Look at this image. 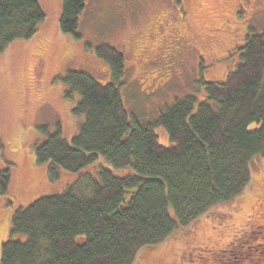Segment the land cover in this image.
Wrapping results in <instances>:
<instances>
[{
  "label": "trees",
  "instance_id": "16d2710c",
  "mask_svg": "<svg viewBox=\"0 0 264 264\" xmlns=\"http://www.w3.org/2000/svg\"><path fill=\"white\" fill-rule=\"evenodd\" d=\"M61 1L59 30L79 38L87 0ZM44 20L38 0H0V56L11 43L31 39ZM245 29L221 57L239 53L225 79L201 74L203 100H177L153 122L141 124L125 109V56L112 46L94 51L108 64L111 82L79 70L55 78L67 98L78 97L71 111L82 120L71 141L59 123L53 133L38 124L43 139L34 144L35 161L52 180L61 172L79 177L60 195L13 210L0 264H134L143 248L250 191L251 161H264V27ZM3 175L2 193L9 184ZM17 234L25 238L13 239Z\"/></svg>",
  "mask_w": 264,
  "mask_h": 264
},
{
  "label": "rangeland",
  "instance_id": "374dc122",
  "mask_svg": "<svg viewBox=\"0 0 264 264\" xmlns=\"http://www.w3.org/2000/svg\"><path fill=\"white\" fill-rule=\"evenodd\" d=\"M38 2L45 15L39 31L31 39L11 43L0 56V174L9 175L6 191L0 190V245L9 234L13 210L25 208L40 197L60 195L79 177V173L61 172L52 180L46 167L35 161L34 144L43 139L38 124H48L53 133L59 123L62 136L71 141L82 120L71 111L78 97L67 98L63 83L55 78L68 70H79L107 84L112 81L111 71L94 51L102 44L116 48L125 56L124 84L120 88L125 109L145 124L189 95L202 101L204 90L198 83L201 74L206 81H223L239 53L221 57L241 39L246 25L253 29H245L249 34L259 33L264 27V11L255 14L245 2L247 10H239L235 16L237 0H186L192 31L182 29L184 40L178 55L173 52L169 34L174 36L171 30L184 20L181 1L87 0L79 17V38L59 30L61 0ZM225 22L229 28H225ZM193 33L199 42H193ZM159 39L164 40L159 44ZM166 46L173 50L171 55ZM206 49L210 55L207 52L205 60L196 66L195 54ZM174 54L184 61L176 67L182 68L179 75L167 74ZM160 74L167 81L162 77L148 81ZM159 85L162 88L155 90ZM250 168V191L218 206L181 234L143 248L134 264H215L221 250H236L239 256L251 250V259L264 264L260 257L264 247L259 246L264 235V161L255 157ZM221 214L224 218H218ZM12 237L25 238L18 234ZM239 237L246 241L238 249L235 240ZM240 259L236 264H251L242 259L240 263Z\"/></svg>",
  "mask_w": 264,
  "mask_h": 264
},
{
  "label": "flooded vegetation",
  "instance_id": "af4514ba",
  "mask_svg": "<svg viewBox=\"0 0 264 264\" xmlns=\"http://www.w3.org/2000/svg\"><path fill=\"white\" fill-rule=\"evenodd\" d=\"M179 1H181L182 2V4H183V7H184V9H185V16H184V20H183V22H181L180 24H178L175 28H173V30H171V32H174L175 33V35L173 36L172 34H169V38H170V41H171V43H173V45H174V51L173 50H171V47H167L166 46V48H164L165 50H167V52H168V54H170L171 55V53H176V54H178L179 55V52H180V48L182 47V45H181V42H182V40H184V39H182V37H183V32H182V29L183 30H188V29H191V31H192V26H191V23L188 21V19H189V14L187 13L188 12V8H187V5H186V0H179ZM257 0H237V8H236V10H235V13L237 14V12L239 11V10H242V11H246L247 10V7L245 8V5L243 4V2H245L248 6H249V8H251V11H253L255 14H256V12H262V11H264V4L263 3H257L256 2ZM234 13V14H235ZM235 20H236V18H234ZM160 23V22H159ZM164 23V22H163ZM161 24V23H160ZM166 26H168L167 24H166ZM225 28H229V24H228V22H225ZM224 28V29H225ZM238 28H239V31H240V29H242L241 27H239L238 26ZM245 28H246V26H245ZM219 29H221L222 31H223V28H219ZM170 30V29H169ZM239 31H238V33H239ZM240 35V34H239ZM198 35L197 34H194L193 33V35H192V37H194L195 38V40L193 41V42H199L200 40H199V38L197 39L196 37H197ZM164 39H159V44L163 41ZM164 46V45H163ZM163 46H160V48H161V51H162V49H163ZM142 49V48H141ZM173 51V52H172ZM207 52H208V54H207ZM206 54L207 55H210V52H209V50H203L202 52H198L196 55H195V58L197 59V63H196V65L197 64H200V62H201V60H205V57H206ZM157 57H160V53H159V56H157ZM174 57H176V55L174 54ZM156 58V57H155ZM155 60V62H156V59H154ZM171 60H172V62H173V64H172V68H171V70H169L168 72H167V74H177V75H179L181 72V70H182V68L179 70V69H177L176 67H181L182 65H183V63H184V61H183V58H181V60L179 59V57H176L175 58V60L172 58V56H171ZM175 63V64H174ZM161 77H162V75L160 74V76H159V78L157 77V78H149L148 79V81H151V80H160L161 79ZM162 79H165V78H163L162 77ZM162 81V80H161ZM165 81H167V79H165ZM164 83V82H163ZM162 83V84H163ZM161 84V85H162ZM161 85H159V86H155L154 88H155V90H160L162 87H161ZM163 86H165V84L163 85ZM154 90V91H155ZM264 227V226H263ZM241 239H243L242 237H239V238H237L235 241H239V240H241ZM262 239H263V242L262 243H260V245L259 246H263L264 247V235H262ZM245 241H246V239H243V240H241L240 242H238V249L240 248V247H243V245L245 244ZM250 247V246H249ZM249 247H247V248H249ZM233 250H235V249H233ZM222 251V253H220V254H218V256H217V258H216V261H215V264H225L226 262H232L233 264H236L238 261H239V258H241L242 260H244V261H246V262H251V264H256V261L253 259H251L252 257H250L249 255H251V253H250V251L247 253V251L245 252V251H243V253H241L240 252V256L239 255H237V254H239V252L238 251H229L230 252V254H229V256L228 255H225L226 253L225 252H227L226 250H221ZM264 251V250H263ZM221 256V260L222 261H220L219 260V257ZM222 257H226L225 259L226 260H224V258H222ZM260 257H263L264 258V254H262V255H260ZM241 259H240V263H241ZM258 261H261V259H258ZM257 261V262H258ZM263 262H264V260H263ZM242 264H244L243 262H242ZM250 264V263H249Z\"/></svg>",
  "mask_w": 264,
  "mask_h": 264
}]
</instances>
